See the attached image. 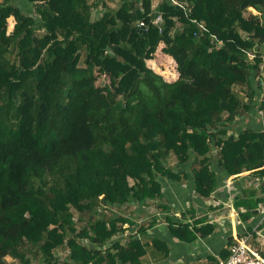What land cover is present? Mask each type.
<instances>
[{
    "label": "trees",
    "instance_id": "trees-1",
    "mask_svg": "<svg viewBox=\"0 0 264 264\" xmlns=\"http://www.w3.org/2000/svg\"><path fill=\"white\" fill-rule=\"evenodd\" d=\"M262 42L264 0H0V264L165 259L145 237L157 214L111 212L134 203L176 237L210 233L193 207L172 212L170 184L209 198L231 175L264 178V130L228 133L256 105ZM157 50L175 79L147 65ZM252 195L234 194L243 220Z\"/></svg>",
    "mask_w": 264,
    "mask_h": 264
},
{
    "label": "crops",
    "instance_id": "crops-1",
    "mask_svg": "<svg viewBox=\"0 0 264 264\" xmlns=\"http://www.w3.org/2000/svg\"><path fill=\"white\" fill-rule=\"evenodd\" d=\"M254 13L257 11L250 8ZM96 10V9H95ZM261 51L263 53L262 62L260 64V71L252 78L253 88L256 90L255 99L256 105L245 116L236 120L228 133L238 134L243 129L249 128L253 130H264V43L261 44ZM230 177V176H229ZM228 177V178H229ZM227 178V179H228ZM226 181V180H225ZM264 178L255 175L250 171H243L240 174L231 175L233 194H238L243 189H251L253 191V199H259L257 209L259 215L254 218L243 220L238 209L233 206V210L229 205V191L224 187V183L215 189L209 198H200L193 193L191 183L180 181L176 184H170V195L168 203L172 207V212L179 215L187 208L193 207L197 217H205L204 222L213 223L214 229L205 236L199 235L191 241L176 237L167 228V223L163 222L162 212L155 208L151 215H158V222L148 230L145 235L146 238L157 235L166 241L169 247V255L161 260L155 261L151 258L148 252L142 257L141 264H218L219 258L229 251V246L234 242V236L249 237V243L262 253L264 257V245L261 242V235H264V186L262 182ZM232 191H230L232 193ZM165 201V200H164ZM150 206V205H149ZM143 214L146 216L147 206L138 204ZM242 212L246 210L244 206H240ZM143 222H146V218ZM134 218V217H132ZM142 222V223H143ZM135 233V230L131 231ZM233 239L230 240L229 237ZM139 237V236H138ZM121 240L127 241V238L122 236ZM231 242V243H230ZM34 264V263H33ZM36 264V263H35Z\"/></svg>",
    "mask_w": 264,
    "mask_h": 264
},
{
    "label": "rangeland",
    "instance_id": "rangeland-1",
    "mask_svg": "<svg viewBox=\"0 0 264 264\" xmlns=\"http://www.w3.org/2000/svg\"><path fill=\"white\" fill-rule=\"evenodd\" d=\"M158 0H154V5H156ZM104 2L106 3V5H109L111 7H116V5L119 3V0H104ZM97 9H100L101 8V4L99 6L96 7ZM96 9V10H97ZM96 10H95V13H96ZM156 22L159 21V14L156 15V19H155ZM142 22V21H141ZM13 25H14V20L13 18H9V29H12L13 28ZM163 47V44L160 46V48ZM146 63L149 67H151L152 69H154L155 71H157L158 73L162 74V76L167 79V80H171V79H175L176 78V67H175V63L174 61L172 60L171 57H169L167 54H165L163 51L161 50H157V52L155 53L154 57H152V59H148L146 60ZM108 82V77L106 75H103L102 76V84L104 83H107ZM101 83V82H99ZM136 206L138 207V204L137 203H134L132 204L131 206H125L123 207L124 209H113L111 212L113 213V215L116 217L117 215H123V214H126V215H132V217H134L133 219L140 223V222H143V218L148 216L146 218V223L149 222V218H150V215L152 213H154L155 211V208H157L155 206V204H151L150 206H147L145 207L144 209L147 210V212L145 213L146 216H144L143 212L144 211H140L139 209L136 208ZM140 208V207H139ZM132 213V214H128V213ZM163 222H166V219L161 217V219ZM126 234H123L124 237H126ZM264 251V249H263ZM58 255L59 256H64V251L62 250H59L58 251ZM262 254V253H261ZM7 260L9 262L12 261L11 258H7Z\"/></svg>",
    "mask_w": 264,
    "mask_h": 264
},
{
    "label": "built area",
    "instance_id": "built-area-1",
    "mask_svg": "<svg viewBox=\"0 0 264 264\" xmlns=\"http://www.w3.org/2000/svg\"><path fill=\"white\" fill-rule=\"evenodd\" d=\"M143 22H141V26ZM224 187L232 191L231 176L226 179ZM229 191V205L233 210V191ZM175 215H177L175 213ZM179 216V215H178ZM261 242L264 245V235H261ZM218 264H264V257L256 250L251 243L249 237L234 236V242L229 246V254L226 258H219Z\"/></svg>",
    "mask_w": 264,
    "mask_h": 264
},
{
    "label": "water",
    "instance_id": "water-1",
    "mask_svg": "<svg viewBox=\"0 0 264 264\" xmlns=\"http://www.w3.org/2000/svg\"><path fill=\"white\" fill-rule=\"evenodd\" d=\"M157 15V14H156ZM139 31H140V29H139Z\"/></svg>",
    "mask_w": 264,
    "mask_h": 264
}]
</instances>
